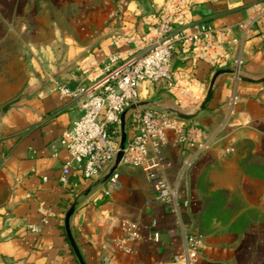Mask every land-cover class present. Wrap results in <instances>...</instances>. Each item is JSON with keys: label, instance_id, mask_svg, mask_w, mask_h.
<instances>
[{"label": "crops", "instance_id": "obj_1", "mask_svg": "<svg viewBox=\"0 0 264 264\" xmlns=\"http://www.w3.org/2000/svg\"><path fill=\"white\" fill-rule=\"evenodd\" d=\"M258 1L209 0L195 9L194 20L234 27ZM165 2L66 0L57 8L52 2L36 7L34 0H0V264H81L66 228L72 209L69 226L85 264H172L188 233L201 238L199 264H264V82L239 77L264 79V34L246 39L235 30L231 58L242 66L218 78L211 102L194 118L198 145L182 149L169 135L163 157L177 191L172 204L158 199L143 169L116 165L117 159L95 180L73 169L62 185L69 154L59 140L81 111L57 88L75 86L77 71L67 70L61 83L23 99L7 115L1 111L91 50L89 56L99 60L107 50L128 51L124 39L144 35V17ZM112 40L120 45L108 47ZM15 56L22 58L16 67ZM25 57L33 67L27 79ZM174 66L206 90L216 73L178 56ZM141 103L175 107L171 96L150 85ZM115 173L117 185L110 183ZM32 225L41 232H30Z\"/></svg>", "mask_w": 264, "mask_h": 264}, {"label": "built area", "instance_id": "obj_2", "mask_svg": "<svg viewBox=\"0 0 264 264\" xmlns=\"http://www.w3.org/2000/svg\"><path fill=\"white\" fill-rule=\"evenodd\" d=\"M208 1L166 0L159 12L144 17V35L124 39L131 46L128 51L107 50L100 60L88 54L77 66L75 86H58L59 95L77 101L81 111L59 140V146L69 154L60 178L62 185L69 184L73 169L86 180L97 179L122 151L121 165L143 169L158 199L165 204L176 202L177 191L166 175L163 150L170 134L182 149L195 148L200 126L194 119L182 120L169 110L142 105L145 85L163 89L173 98L174 109L193 114L207 90L201 89L187 71L175 68L174 58L192 65L205 63L215 72L240 68L242 62L231 58L235 30L246 39L264 34V0L248 6L245 20L237 26L221 28L194 20L195 9ZM118 45L112 40L108 47ZM126 111V129L131 137L121 149V117ZM119 177L115 173L110 183L117 185ZM28 230L39 234L41 227L32 225ZM125 235L131 238L129 230ZM153 238L158 241L159 234ZM201 246V238L188 233L182 254L172 264H199Z\"/></svg>", "mask_w": 264, "mask_h": 264}, {"label": "water", "instance_id": "obj_3", "mask_svg": "<svg viewBox=\"0 0 264 264\" xmlns=\"http://www.w3.org/2000/svg\"><path fill=\"white\" fill-rule=\"evenodd\" d=\"M92 51V50H91ZM89 51V52H91ZM89 52L85 53L84 55H82V57H80L78 59V64L89 54ZM77 63V62H76ZM76 63H73V65L69 66L67 69L61 71L59 70L57 72V74H55L54 76H52L51 80H47V81H43L41 82V87L40 89H38L35 93L33 94H24L23 96L19 97L18 99H16L15 101L7 104L6 106H4L1 111L4 115H7L9 113V111H11L12 109L16 108L18 106V104L23 100V99H31L37 92H40V91H43L47 86L51 85L53 82L55 83H61V81L59 80V77L61 75H63L68 69L74 67L76 65ZM237 72L234 70V69H226V70H219L217 71L211 81H210V84L208 86V89H207V93H206V96L200 106V108L193 114H186V113H182L180 111H177L176 109H169V111L175 113L180 119L182 120H192L194 119L198 114H200L201 112L205 111V109L207 108L208 104L211 102L212 100V97L214 95V88H215V85L217 83V80L219 77L223 76V75H234L236 74ZM239 75V74H238ZM240 79L242 81H246V82H251V83H255V82H258V83H263L264 82V79H261V80H258V81H255V80H252V79H248V78H244L243 76L239 75ZM127 112L126 111L125 113L122 114V117H121V132H122V139H121V149H123L125 147V144L127 142V133H126V116H127ZM123 157V152L121 151L117 157V160H116V165H119V163L121 162V159ZM74 210L72 209L69 213H68V216H67V219H66V228H67V232H68V235L70 237V240H71V243H72V246L75 250V253L80 261L81 264H85L81 255H80V252L74 242V239L72 237V234H71V230H70V226H69V222H70V218L73 214Z\"/></svg>", "mask_w": 264, "mask_h": 264}, {"label": "rangeland", "instance_id": "obj_4", "mask_svg": "<svg viewBox=\"0 0 264 264\" xmlns=\"http://www.w3.org/2000/svg\"><path fill=\"white\" fill-rule=\"evenodd\" d=\"M34 2H36L35 3V6L37 7V5L39 4V3H44V4H46V5H48L49 3H51L52 2V5L54 6H57V8H63V6L65 5V3H66V0H34ZM62 10V9H61ZM19 56V55H18ZM18 56H15L14 58H13V65L16 67V63H17V61H19L20 59H22L21 57L19 58ZM77 62V63H76ZM73 63H76V65L74 66V67H72V68H70V69H68V70H70L69 72H71V71H73V72H75V71H77V66H78V59H76L75 60V62H73ZM57 69V71H59V70H61V68H59V67H57L56 68ZM1 69H0V77H1ZM33 72V67H32V65L31 64H29V62H28V59H27V57H25V77H26V79L29 77V75L31 74ZM15 74H16V68H15ZM69 74V73H68ZM32 75H33V73H32ZM4 76V75H3ZM208 89V88H207ZM24 94H22V95H20L19 97H21V96H23ZM18 97V98H19ZM18 98H16V99H18ZM16 99H14V100H12V101H10L9 103H11V102H13V101H15ZM9 103H7V104H9ZM6 104V105H7ZM6 105H4V106H6Z\"/></svg>", "mask_w": 264, "mask_h": 264}]
</instances>
